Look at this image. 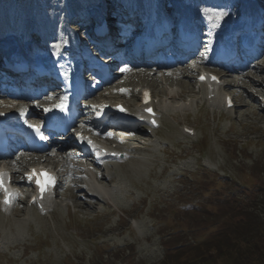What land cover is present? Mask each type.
I'll return each mask as SVG.
<instances>
[{
    "label": "rangeland",
    "instance_id": "1",
    "mask_svg": "<svg viewBox=\"0 0 264 264\" xmlns=\"http://www.w3.org/2000/svg\"><path fill=\"white\" fill-rule=\"evenodd\" d=\"M80 3L27 0L16 5L14 0L8 5L0 0V33L18 27L24 28L21 34L33 28L49 31L52 22L68 17V5ZM184 80L194 90L192 80ZM156 82L142 79L159 96L169 86L181 88ZM230 89L240 91L241 98L231 114L206 106L201 97L190 100L189 108L163 112L161 126L144 139L157 144H143L144 149L116 163L121 189L117 186V193L108 197L112 206L86 205L70 193L58 200L53 213L29 211L25 222L20 221L24 212L0 219V264H178L197 255L187 245L214 237L216 245L200 250L207 254L201 264H237L233 255L228 260L222 252L233 233L223 230L229 221L241 246L248 235L251 242L256 236L261 256L247 264H264V111L260 101L240 88ZM189 99L186 95L173 103ZM184 124L194 127L195 134L186 136ZM232 196L235 208L228 210ZM72 202L80 203L79 209ZM13 233H18L16 239ZM6 236L16 245L2 242ZM164 243L175 251L165 255Z\"/></svg>",
    "mask_w": 264,
    "mask_h": 264
},
{
    "label": "bare ground",
    "instance_id": "2",
    "mask_svg": "<svg viewBox=\"0 0 264 264\" xmlns=\"http://www.w3.org/2000/svg\"><path fill=\"white\" fill-rule=\"evenodd\" d=\"M190 2H192V0H189ZM156 2H162V3H166L167 2V0H150L149 1V3H150V5L151 4H154V5H156ZM194 2V1H193ZM200 4H202V3H199V5ZM165 5V4H164ZM107 8V7H106ZM77 15H73L70 19H71V21L70 22H74L75 21V18H77L76 17ZM137 16L135 15L134 16V18H136ZM70 24H72V23H70ZM184 68L186 69V68H188L187 66H184ZM256 71H258V72H261L262 73V67L260 66V67H258L257 69H256ZM127 77H129V76H127ZM155 81H160V82H163V83H169V84H175V85H179V86H184V87H181V89L179 90L178 88H176V90H175V88H172L171 86H169L166 90L167 91H164L163 92V94L165 95V96H162L161 97V101H160V104H161V107L160 108H162L163 107V109H165V110H172L173 108V106H171L170 104L168 105V103L170 102V100H173V99H175V98H180V97H183V96H185V95H191V91H193V90H191V88H188V86H187V81H184L183 80V78H180V79H177V78H175V79H173V78H166V79H164V81H162L163 79H154ZM125 81V80H124ZM124 81L122 82V83H120V84H124ZM144 81V80H143ZM242 81H238L237 82V84H234L233 86L235 87V86H237V87H240L241 89H242V91L245 93L246 92V95H247V97H250V99H255V96L253 95V93L251 92V91H249V89L246 87L247 85H251V87L250 88H255V87H259L260 86V84L262 83V82H260L259 80H254V79H252V78H249V79H247V80H245V81H243L242 83H241ZM246 83V84H245ZM197 82H194V84L192 85V87H194L195 88V86H197ZM160 85V84H159ZM244 85H246V86H244ZM165 86V85H164ZM163 86V87H164ZM199 89H200V91L201 92H203L204 93V96H206V92H204L203 90H204V86L203 85H199V87H198ZM179 90V91H178ZM256 90H258V88H256ZM178 91V92H177ZM200 91H199V93H200ZM131 94H134V92H131ZM5 96H3L2 95V93H0V105H1V103L3 102L2 100H5ZM252 99V100H253ZM246 102V101H245ZM208 103H209V105H211V106H213V107H217V108H221V109H223V110H226L227 112H231L232 110H233V108H229V109H225L224 107H223V99L221 100V99H219V97L218 96H216L215 98H213V99H211V100H209L208 101ZM243 104V103H242ZM236 105L237 104H235V106H234V108L236 107ZM246 106L248 105V103H246L245 104ZM185 106V105H184ZM238 106H239V104H238ZM262 107V106H261ZM262 110L264 111V109H263V107H262ZM179 111V110H178ZM235 111V110H234ZM119 130H129V129H119ZM132 141L135 143V141H136V143L134 144V145H131V146H129V145H126V147L124 146V145H122L123 147V149H128V148H133V149H135V151H137V150H140V149H142L144 146L142 145V142L141 141H139V140H135V139H132ZM132 142V143H133ZM127 143H129V142H127ZM153 144L155 145V144H157V141H154L153 140ZM144 149V148H143ZM54 158V157H53ZM54 161H64V159H58V160H55L54 159ZM110 168H112V167H110ZM110 168H107V169H110ZM107 174H110V176H109V178L107 179H105L106 181H105V186H99V185H97L96 183H90V187L88 188V190H91V191H93L95 194H98L100 197H101V201L108 207V206H112V204H113V201L112 200H110V199H108V197H110V198H112V196H113V194L115 193H117V189H118V187H119V190H118V192L120 191V183H119V181H118V183L117 184H115L114 182H115V180H116V176L114 175V173L112 174V172H107ZM118 186V187H117ZM87 194V193H86ZM106 195V196H105ZM108 195V196H107ZM50 204V203H49ZM77 206H81L80 205V203H78L77 202ZM82 206H83V204H82ZM19 222H17V224H18ZM17 229V228H16ZM2 232V231H1ZM14 234V236H13V238L14 239H16L17 237H18V233H13ZM16 234V235H15ZM12 236V235H11ZM12 238H8V236H6V237H3V240H2V242L4 241V243L5 244H7V242L10 240V241H12L13 242V240H11ZM9 244V243H8ZM16 245V243L15 242H13L12 244H10V246H15Z\"/></svg>",
    "mask_w": 264,
    "mask_h": 264
},
{
    "label": "trees",
    "instance_id": "3",
    "mask_svg": "<svg viewBox=\"0 0 264 264\" xmlns=\"http://www.w3.org/2000/svg\"><path fill=\"white\" fill-rule=\"evenodd\" d=\"M229 202H230V204L227 206L228 210H230L231 208H235L236 199L234 198V196H232V200H229ZM232 210H234V209H232ZM227 216H229L228 219H231V217H232L231 214H229ZM227 222H225V224ZM231 222L232 221H229V223L226 224L224 226V229H223L224 231L227 232V234L233 232L232 235L230 237H228L229 240L225 243V245L223 247L224 249L222 252L226 254V258L228 260H231V256L233 255L235 260H237V262H236L237 264H247L249 262H253L255 259H258L261 256V251L258 250L259 245L255 239L256 236H254V238L251 242L250 235H248V237H247L248 239L246 238L247 239V244H246L247 246L246 245H245L246 247L241 246L238 242V239L235 238L239 232H237L235 230L236 228H234V225H232ZM214 239H215V237L209 239V243H205L206 241H204V242L195 243L194 245L193 244L187 245L186 246L187 248H190V249L194 248V251L198 250L197 255H195V256H193V257H191L185 261H182V263H178V264H197V263L201 264V260H199V259L206 257V255H207V254L201 253V251H200L201 248L205 244L216 245L217 242L211 243ZM250 244H253V245H250ZM218 246H219V244H218ZM180 248H181V246H179L178 249L177 248L176 249L179 250ZM171 251H175V249H172V246L166 245L165 255L169 254ZM211 258H212V256L207 261L211 260ZM213 258H215V256ZM232 264H234V263H232Z\"/></svg>",
    "mask_w": 264,
    "mask_h": 264
},
{
    "label": "snow or ice",
    "instance_id": "4",
    "mask_svg": "<svg viewBox=\"0 0 264 264\" xmlns=\"http://www.w3.org/2000/svg\"><path fill=\"white\" fill-rule=\"evenodd\" d=\"M224 15H225V13H223V12L219 13V17H220V18H222ZM59 107L61 108V110H63V105H60ZM149 111H150V110H149ZM49 182H51V180H50ZM37 183H38V185L41 187V192H43V191H44V185L41 184V182H40L39 179H37ZM7 202H8V201H6V203H7Z\"/></svg>",
    "mask_w": 264,
    "mask_h": 264
}]
</instances>
